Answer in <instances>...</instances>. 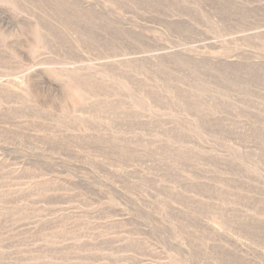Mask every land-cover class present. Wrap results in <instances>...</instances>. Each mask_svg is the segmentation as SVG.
Here are the masks:
<instances>
[{
    "label": "rangeland",
    "instance_id": "obj_1",
    "mask_svg": "<svg viewBox=\"0 0 264 264\" xmlns=\"http://www.w3.org/2000/svg\"><path fill=\"white\" fill-rule=\"evenodd\" d=\"M0 264H264V0H0Z\"/></svg>",
    "mask_w": 264,
    "mask_h": 264
}]
</instances>
